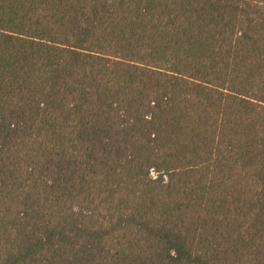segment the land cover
Masks as SVG:
<instances>
[{"label":"trees","instance_id":"16d2710c","mask_svg":"<svg viewBox=\"0 0 264 264\" xmlns=\"http://www.w3.org/2000/svg\"><path fill=\"white\" fill-rule=\"evenodd\" d=\"M0 264H264V0H0Z\"/></svg>","mask_w":264,"mask_h":264}]
</instances>
